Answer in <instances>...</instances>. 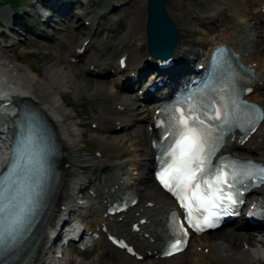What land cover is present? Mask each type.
I'll return each mask as SVG.
<instances>
[{
    "label": "bare ground",
    "instance_id": "6f19581e",
    "mask_svg": "<svg viewBox=\"0 0 264 264\" xmlns=\"http://www.w3.org/2000/svg\"><path fill=\"white\" fill-rule=\"evenodd\" d=\"M26 1H28V4L25 6L21 4L17 6L9 4L3 5L8 8L9 15H6V11L1 10L0 15H6L8 21L9 19L10 21H6L5 23L1 22L0 32L10 30L19 34V36H24V39L26 36H36V38L39 39L37 42L46 41V43H48V41H50L49 38L52 37V32L48 33V29L51 31H57L58 28H56V26L63 25L65 22L67 23V20L73 21V26H71L70 30L71 35H73L75 39L76 37H79V39L77 38L78 40L73 44L71 57L81 59L83 65H88L86 72L94 73L95 77L90 78L84 76L81 70L77 71L74 69L76 65L66 61V77L70 79L69 81L67 80V83L74 81L73 83L75 85L76 83L79 85L81 89L79 90L80 93L85 94L93 91L92 94H89L94 98H96V96L100 98L101 102L99 104L102 109L99 111V114H101L99 125L102 130L110 131L116 126H119L126 131L130 130L134 133L135 128L138 126L139 133L142 137V143L140 146H137L139 150L133 145H129L128 150H126V145L128 143H124V140H121V138L117 139V137L111 134H101L100 136H102V139H100L99 136V141L103 144H107L106 142L109 141L111 144L108 143L109 145H104L102 149H98L99 154H97V156L92 155L87 159L81 158L75 145L68 142L69 134L65 133L67 128L64 125V119L66 116L60 113L58 107L51 105L47 94L44 92L46 86H53L52 78L46 76V74H42L41 77H39L41 78V81H34L33 78L22 73V63L20 62V59L14 54H12V56H6L4 53L6 48H10V51L14 53V49L18 47L19 41L12 43L11 39H13V36H11L12 38L10 40L8 39L9 41L4 39L5 43L0 46V79H2V82L6 83L0 85V147L6 148L5 137L8 135L10 119L15 111L13 109L14 107L11 108L3 101L5 97L10 95L11 97L16 96L18 100L26 102L42 114L55 135L58 151L63 153V155L60 153L55 160V169L58 178L51 196L52 206L45 224L41 227L38 245L26 264H85L72 261L64 253L57 256L59 251L51 249L53 248V244L57 241V238H54L55 234L53 237L52 234L55 233L59 223L65 220L66 216L80 217L73 218V221L78 223L79 226H82L81 223L87 222V217H85V215L78 213L79 216H74L75 211H77L76 209L82 211L92 206L86 197L79 194L78 199L85 200L83 204L84 207L77 206V208H75L78 202L74 201V198L76 197H73V195L82 193L85 185H90L94 188V197H92V200L95 201L94 204L97 208L103 203H106L108 198L109 200L114 198L110 196V191L113 194L115 190H119L120 187L123 191L135 194L138 199L136 204L128 208L126 211L127 213L124 215L118 214L112 218L104 217L101 213L97 215L96 218L92 220L93 228H88L86 230H89L92 234L96 233L99 238L95 242H92V244L86 246L85 250H89L90 247L96 245V242L102 238L104 243L111 246L105 237L108 235L115 236L116 238L123 240L126 245L133 250L132 256L125 252L124 249L121 250L124 255L121 264H129L130 259H132L135 264H139V262L134 260L135 256L146 257L148 253H150L149 255L154 256L155 254H159V247L161 246L162 241L161 237L163 236L164 231L163 217L172 206L170 201L164 203V201L161 200L160 195H165L156 186L150 173L148 175V173L145 172L143 175L138 174L135 178H128L130 180L133 179L130 182L127 178L124 181H121V176L118 173V171H121L125 165L137 167L140 164V160L151 162L153 156L152 149L148 147V142L150 143L153 130L151 129L149 136H146L144 128L137 123L138 121H135L133 118L132 120L130 118H124L126 113L133 115L135 112L139 111L145 113V115L140 118L141 120L139 122L151 125L154 122L155 109L158 104L161 103V101L156 102L157 99L155 93L144 94L146 96V100H143L144 103H138L132 94L127 93L133 90L135 86L141 85L142 82H145L144 73L152 67L153 60L148 57L145 49L146 0H140V5L136 0H86L85 3L81 0ZM100 2H102L101 5L104 6V11L95 10V14H98L96 17L93 15L92 11L89 10V7H92L95 4L96 6H99ZM231 2L233 3V5L232 3L231 5L235 8L237 14L238 12L243 11L246 13V16L240 15L242 18H238L237 21H242L241 24L239 23L236 27L227 28L220 34H215V36L213 33H216L215 30L218 29V27H222V24H218L219 22H222V20L216 19L217 17L212 18L211 16L209 30L210 32L212 31L211 33L214 37H210L208 34L210 40L208 42L209 47L207 50H210L212 46L222 44L230 47L235 54L238 52L243 54L244 52H247L243 48L244 42L246 41L248 44H250L249 42L253 43V45L250 44V46L254 49L253 52H255L256 56L249 54L248 51V57L244 59V61L240 59L239 56L238 59L242 65L253 69L254 79L251 92L257 91V89L264 88V63L263 65H260L261 63L258 60L259 58H264L262 53V51H264V0H251L250 3H247L250 4V8L247 11L245 8L249 5L243 7L242 5L239 6V4L234 3V0H231ZM71 6L77 7L79 11H71ZM107 9L114 12L121 10L123 13L121 18L125 19V26L123 28L124 34L121 35V37H119V23L121 18L115 23H108L105 18V10ZM207 9L214 12L217 10L225 11L226 8L218 7L213 3L207 4ZM40 12H45L47 15H43L41 19L38 15ZM74 12L76 15H74ZM11 13L12 15H10ZM174 14L180 24H182L180 27L182 34L179 33V31L176 32V43L172 53V57L175 59V64L173 68L163 71V73L156 74V77L162 76L157 79H168L169 85L171 86H173L174 83H177L179 81L178 79H180L185 72L187 73L189 64L197 57V54L194 53L192 47L189 46V44L192 43H190L189 40L186 41L183 39V33H185L188 28V25L185 26V23H187L188 20L186 22L180 15V12ZM213 14L215 15L216 13L214 12ZM26 16H29L30 20L23 25H20L19 23L23 21ZM83 17H86L85 20H90V22L81 21ZM88 17L91 18L88 19ZM53 24L56 26H53ZM84 25H90V27L86 28ZM15 26L18 29H15ZM243 26L253 34L251 35L250 33V35L248 34L246 36L244 29L242 28ZM102 31H107L108 35L105 39L99 40V34ZM240 32L243 33L244 37ZM15 39L20 40L21 38L18 37ZM118 41L123 44H120L122 45L120 46L122 48L118 49L117 57L114 58L113 54L110 57L104 58V55L112 46V43H118ZM181 41H185V43H182L181 45ZM120 58H123L122 69L118 68V61ZM110 69L114 70V75L116 76L115 79L121 74L124 76L123 81L126 83H128L131 75H135V82L128 83V87L131 89L119 88L116 86L119 76L115 82L114 80H111L110 76H108ZM28 70L33 72L30 69ZM34 72L37 73V70ZM114 75H112V77ZM148 76L151 77L152 75ZM4 80H9L10 84ZM76 95L78 97L82 96L78 95L77 92ZM245 99L258 104L262 110H264V98H258L256 92L250 97L246 96ZM114 102L120 103L117 104L113 110L110 105ZM137 105L140 106L139 109L137 108ZM262 124H264V120L261 121L249 138L246 141H242L240 145H237V141L242 136H233V140H231V135L227 136L221 153L228 154L234 158L264 162V154H256L263 149L264 126H261ZM134 134L133 138H135ZM123 136H125L124 138L126 140H130L126 133ZM239 148H242L245 151L238 152L237 150ZM129 150L130 152L133 151L135 153L137 151H142L140 154L142 157H138V153L131 154L128 152ZM101 155L104 156L100 157ZM127 155L128 158L124 162L114 161L115 158H121ZM4 159L5 151H1L0 168L5 162ZM108 162H111L110 166ZM87 169H91L90 177L86 176L85 178H79L80 173L81 175L85 174ZM100 172H106V174H111V176H106V178L102 179ZM104 189H107L108 191L105 192ZM252 199L258 201L261 208H264V185L253 191L250 200ZM88 212L89 210H86V213ZM149 213H155L157 214V217L155 219L150 218ZM152 214H150V216ZM86 216H89V213ZM233 224L232 227H228L229 229L219 228L215 232L196 238L195 243H192L188 252V258L186 257V259L183 260V264H264V239H257L256 235L258 233L261 234V226H248L247 223L240 218L236 219ZM133 226L136 228L133 229ZM96 228H98L97 231ZM102 228L105 230L103 233L101 232ZM250 229H254L255 231H250ZM222 235L225 239H220L218 237ZM214 241H217V243L213 247L215 244ZM212 242L214 243L213 245L211 244ZM178 256L179 255H176L174 257ZM164 261V259L158 258L156 262L148 264H164Z\"/></svg>",
    "mask_w": 264,
    "mask_h": 264
},
{
    "label": "rangeland",
    "instance_id": "374dc122",
    "mask_svg": "<svg viewBox=\"0 0 264 264\" xmlns=\"http://www.w3.org/2000/svg\"><path fill=\"white\" fill-rule=\"evenodd\" d=\"M136 1L140 5V0H136ZM234 1H235L234 3L239 4V6L242 5L244 7V6L249 5L247 8H245L246 11L250 8V4H247V3L248 2L250 3L251 0H234ZM20 2L23 6L28 4V1H26V0H20ZM101 3L102 2L99 3V6H96V4H95L92 7H89V10L92 11L93 15H95L96 17L98 14H95V10L99 11V10L104 9V6L101 5ZM213 3L218 7L226 8L225 11H219V10L214 11L216 13L214 15L213 14L214 12H211L210 10L207 9V4H213ZM231 3H232L231 0H209V1L208 0H166L165 12H166L167 16L169 17V19L173 22V24H175L174 26H175L176 32L179 31V33H181V34H182V32L180 30V27L182 24H180L179 20L174 16L175 15L174 13L180 12V15L185 19V21L187 22V20H188V22L185 23L186 24L185 26L188 25L187 26L188 28H187L186 32L183 33V39L186 41L189 40V42L192 43V44H189V46L192 47V50L198 56L200 53H202L206 49H208V47H209L208 42L210 40V38L208 37L209 35H210V37H214L215 34L216 35L220 34L223 30H226L227 28L238 26L239 23L241 24L242 21H237V19L242 18L241 16H246V13L243 11L238 12V14H239L238 15L235 8L232 6L233 3H232V5H231ZM3 5L4 4L0 5V10L6 11V15H9L8 8H6V6H3ZM252 7H253V5H252ZM255 7H257V6H255ZM70 10L75 11V12L79 11V9L77 7H73V6H71ZM75 12H74V15H76ZM87 12H89V11H87ZM145 12H146V10H145ZM6 15L5 16L0 15V24H1V22L5 23L6 21H8V18L6 17ZM10 15H12V13ZM122 15H123V13L121 12V10H118L115 12L110 11L109 9L105 10V18H106V21H108V23H115L116 21H118L119 18L122 17ZM211 16H212V18L217 17L216 19L222 20V22L218 23V24H222V27H218V29L215 30L216 33H213L214 36L211 33L212 31L210 32V30H209V27H210L209 22H210ZM90 18L91 17H88V19H90ZM85 19H86V17H83L81 21L88 22V23L90 22V20H85ZM9 21H10V19H9ZM72 23H73V21L67 20V23L65 22V24H63V25L56 26L53 24V26H56V28H58V29L60 28V30H59L60 32L58 30L57 31H51L50 29H48V33L52 32V37L49 38L50 41H48V43H46V41H40L42 43L37 42V41H39V39H37L35 37L33 38L31 36H26V38L24 39V36H19V34H17V33H14L10 30H6V31H10L9 36L2 37L3 39L0 40V46H2L5 43L4 39L10 40L12 38L11 36H13V39H11V42L15 43V42L19 41V45H18V47H16L14 49V53H12L10 51V48H6V50H4V53L6 54V56H12V54H14L18 59H20V62L22 63V65H21L22 73H25L27 76L33 78L34 81H41V78H39V77H41L42 74H46V76H50L52 78V80H53L52 85L53 86L52 87L46 86L44 89V92L47 94L51 105H55L56 107H58L60 113L62 115L66 116L64 119V125L67 128L66 129L67 131L65 133L69 134L68 135V142L70 144L75 145V147L78 149L79 156L81 158L87 159V158H90L92 155L97 156V154H99L98 149H102V147L104 145L111 144L109 141L106 142L107 144L101 143L99 141V136L101 134H105V135L111 134V135H114L115 137H117V139L121 138V140H124L123 141L124 143H126V144L128 143L126 145V150H128L129 145H133L134 147L140 146V144L142 143L141 142L142 137L139 133L138 126L135 128V132H134L135 134L130 130H127V131L124 129L120 130L119 126H116L117 128L115 127L114 129H112L110 131L109 130H102L101 126L99 125L100 117H101V114H99V111L102 109V107L99 104L101 102L100 98L97 96H96V98H94L93 96H91L89 94V93L92 94L93 91H91L89 93H85V94L80 93L79 90H81V89L77 83H76V85H77V91H76V85L73 83L74 81L67 83V80L69 81L70 79L68 77H66L67 76L66 61H69L71 64L76 65L74 67V69L77 71L81 70L83 72L82 74L84 76L90 77V78L95 77L94 73L86 72V70L88 69V65H86V64L83 65L81 59L71 57L73 44L75 41H77L79 39V37L75 36L76 37V39H75L73 37V35H71L70 30H71V26H73ZM119 25H120L119 37H121V35L124 34L123 28L125 26V19L121 18ZM84 26L86 28L90 27V25H88V26L84 25ZM105 27H107V26H105ZM242 28L244 29V33L246 36L248 34L250 35V33H251V35L253 34L252 32L248 31L247 28H244V26ZM15 29H18V28L15 26ZM241 34L244 37L243 33H241ZM107 35H108L107 31H102L99 34V38H100L99 40L105 39L107 37ZM185 35H187V36H185ZM18 37L21 39L16 40L15 38H18ZM182 43H185V41H181V45H182ZM249 43L253 45V43H251V42H249ZM117 44H119V45H117ZM120 44H123V43H121L120 41H118V43H116V42L112 43V46L108 49V51L104 55V58L110 57L113 54H114L113 55L114 58L117 57L118 49L122 48V47H120V46H122ZM250 44L246 43V41H245L243 44V48L247 52H244L243 54H241L240 52L237 53L238 56L240 57V59H242L243 61H244V59H246L248 57V51H249V54L256 56L255 52H253L254 49L250 46ZM189 46H187V47H189ZM262 53L264 56V51H262ZM139 55H142V54H139ZM258 60L261 63L260 65H263L264 58H259ZM111 61H113V60H111ZM28 69L32 70L33 72H30ZM35 70H37V73L34 72ZM110 71L112 72L114 70L110 69ZM44 72H46V73H44ZM37 75H39V76H37ZM112 79L113 78H111V80ZM76 92L78 95H82V96L78 97L76 95ZM255 92H256V95L258 96V98L259 97L264 98V88L263 89H257V91L251 92L250 94H248V96L249 97L252 96ZM127 93L132 94L133 97H135V95L133 93H129V92H127ZM136 101L138 103H141L138 100H136ZM119 103L120 102H114L110 106L114 110L116 105ZM137 108L139 109L140 106L137 105ZM137 112H135L133 115H129L128 113H126V115H124L125 116L124 118H126V119L130 118L131 120L133 118V119L137 120L138 124H140V126H142L144 128L146 136H148L149 135V130H148L149 125L146 123L139 122L141 120L140 118H142L145 115V113H142L139 111H137ZM261 126H264V124H262ZM259 130H260V128H259ZM125 133L130 138V140H126L124 138L125 136H123V135H125ZM133 134H134L135 138H133ZM100 139H102V136H100ZM148 144H149V142H148ZM116 146H118V145H116ZM262 146H263V149L258 151V153H256L257 155L258 154L259 155L264 154V141L262 143ZM148 147H149V145H148ZM137 150H139L138 147H137ZM237 151L238 152H244L245 150L242 148L241 149L239 148ZM128 152H130V150ZM141 152L142 151L136 152L139 154V155L138 154L137 155L140 158L142 157L140 155ZM60 153L63 155V153L59 151V155H60ZM130 153L136 154L133 151H131ZM103 156L101 155L100 157H103ZM127 158H128V155L121 157V158H115L114 161L124 162V161H126ZM95 163H96V161H95ZM108 164L110 166L111 162H108ZM88 165H90V164H88ZM145 165L147 166V168L151 169V164H149V162H147L145 160H140V164L137 167H133L131 165H125L121 169V171H118V173L121 176V181H124L127 178V180L130 182L133 179L130 180L128 178H135V177H137L138 174H142V173L144 174ZM85 167H87V166H85ZM90 173H91V169H87L85 171V174L81 175V173H80L79 178H81V177L85 178L86 176L90 177L89 176ZM149 173L150 172H148V175H149ZM100 176H102V179H103V178H106V176L110 177L111 174L108 175V174H106V172H100ZM83 188L84 189H83L82 193H78L77 195L74 194L73 197H76V198H74L75 201L78 202V204H80V206H82V207H84L83 204H84L85 200H79L77 197L79 194H82L83 197H86L88 199V201L92 204V206L90 208L86 209V210H89V212H88L89 216H86V215H88V213H86V210L80 211L81 215H85V217H87L86 221L90 222L93 219H95L96 216L99 215V213H101L100 209L102 208V205L97 208L96 205L94 204L95 201L92 200L94 188H92L90 185H87V186L85 185ZM160 198H161V200L164 201V203L168 202L167 197L160 195ZM150 214H152V213H149L150 218L155 219L157 217V214H155V213H153L151 216H150ZM87 225L88 226L90 225V227H91L90 223H88ZM233 225L234 224H231V225H228L224 228L232 227ZM218 237L220 239H225L223 237V235L218 236ZM195 241H196V238H194L193 240L190 241V245L188 246L187 250L185 252H183L182 254H180L179 255L180 257L178 256V257H172V258H166V259L162 258L165 260L163 263L164 264H183L184 263L183 260L186 259L188 252L191 248V245H192V243H195ZM214 243L213 242L211 243L212 245L214 244L213 247L216 245L217 241H214ZM63 253L66 254V256H68L72 261L82 262L85 264H121V260L124 257L122 252H120L117 249H113L108 244L104 243L103 238L99 239L97 241L96 245L92 246L88 251L79 250V249H68L67 248L66 250H64ZM149 254L150 253H148V255L146 257H141L140 259H134V260L139 262V264H148L151 262H156L158 259L157 256H152ZM129 264H135V262L132 259H130Z\"/></svg>",
    "mask_w": 264,
    "mask_h": 264
},
{
    "label": "snow or ice",
    "instance_id": "6c2138e0",
    "mask_svg": "<svg viewBox=\"0 0 264 264\" xmlns=\"http://www.w3.org/2000/svg\"><path fill=\"white\" fill-rule=\"evenodd\" d=\"M218 91V99L190 101L186 107H175L168 119L160 122L168 143L158 179L185 210L188 226L198 233L217 226L222 213H234L242 203L239 186L245 181L264 182V167L252 162L213 164L212 157L222 138L216 135L217 129L246 124L255 130V125L264 120V110L239 100L230 85ZM21 192L15 174L0 179V246L6 238L14 239L23 224L26 208L20 204ZM181 243L184 241L178 240L173 247L179 250Z\"/></svg>",
    "mask_w": 264,
    "mask_h": 264
},
{
    "label": "water",
    "instance_id": "95a60500",
    "mask_svg": "<svg viewBox=\"0 0 264 264\" xmlns=\"http://www.w3.org/2000/svg\"><path fill=\"white\" fill-rule=\"evenodd\" d=\"M164 5L165 0H146V53L160 60L170 57L177 36ZM13 100L18 101L16 97Z\"/></svg>",
    "mask_w": 264,
    "mask_h": 264
},
{
    "label": "trees",
    "instance_id": "16d2710c",
    "mask_svg": "<svg viewBox=\"0 0 264 264\" xmlns=\"http://www.w3.org/2000/svg\"><path fill=\"white\" fill-rule=\"evenodd\" d=\"M1 4H6V5H12V6H17L20 4L19 0H0V5Z\"/></svg>",
    "mask_w": 264,
    "mask_h": 264
}]
</instances>
